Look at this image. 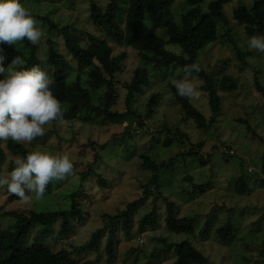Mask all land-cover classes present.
Returning <instances> with one entry per match:
<instances>
[{"label": "rangeland", "instance_id": "374dc122", "mask_svg": "<svg viewBox=\"0 0 264 264\" xmlns=\"http://www.w3.org/2000/svg\"><path fill=\"white\" fill-rule=\"evenodd\" d=\"M94 1L104 6L109 0ZM210 1L204 0L199 5L202 11H206ZM254 1L232 0L224 4L227 23H219L217 39L197 54V63L217 85L223 76H228L236 85L231 91L217 89L221 110L214 117H211L207 96L200 89L202 80L197 74L186 73L173 65L154 70L151 64H144L131 47L116 44L113 45V52L124 51L125 58L121 71L114 76L117 99L112 110L125 111V84L130 81L135 69L145 66L148 71V84L133 94L130 103L136 119L125 117L111 123L104 115L95 113L78 120L58 118L43 126V136L34 138L30 143L19 142L29 152L67 154L73 163L72 173L63 180H52L51 191L40 199H36L33 193H26L23 200H8L10 193L6 186H0L2 209L23 214L30 210L60 211L71 208L75 202L84 214V219H70L67 234L61 232L62 218L48 226L34 225L24 238L25 245L41 242L53 251L67 249L78 261L90 260L93 264H172L174 248L165 251L160 241L164 238L166 242H190L207 258L205 264H264V53L248 48L247 42L252 36L245 34L243 26L234 20L232 14L235 7H250ZM20 2L29 11L47 16L58 26L72 24L78 29L77 35L83 38L85 32H97L90 22L89 0ZM187 8L185 0H174L170 10L177 24ZM37 24L41 31V38L36 43L38 57L46 59L48 39H51L55 49L71 62L67 70L68 81L79 75L85 84V75L76 70V62L65 50L61 35L49 31L45 23L37 21ZM144 24L149 25L147 17ZM161 31L157 30L158 33ZM12 45L16 52L5 54L0 50V63L5 69L15 67L19 70V66H13L11 62L16 56L24 61L22 55L25 56V52L20 41ZM165 48L181 54L176 44L166 43ZM48 68L47 65L44 67L45 70ZM181 79L190 81L199 91L198 98L188 99L204 114L205 128L199 129L190 119L182 120V111L170 89V85ZM101 93L97 92L95 102H98ZM152 93H158V101L152 111L147 112ZM138 120L143 122L142 126L137 124ZM176 128L184 137L179 138ZM166 137L172 138L169 146L162 145ZM102 144L106 146L102 148ZM2 147L6 152L2 177H7L11 171L10 162L14 163L20 156L9 153L5 142ZM225 149L233 152L228 154ZM192 151L206 163L202 165L196 157L187 154ZM139 154H145L156 162L180 154L173 167L157 172L159 190H154L153 195H143L142 184L151 171L141 165ZM89 167L96 175L87 176L80 186V173ZM241 174H244L248 189L239 194L234 187ZM98 177L105 180L104 185H100ZM137 199L141 200L133 214L134 236L126 239L116 225L119 243L111 261H107L104 249L107 230L100 238L97 252H79V245L84 244L91 233L107 220L106 214L113 215ZM167 201L174 203L176 216L194 218L192 233H175L166 229L164 215ZM155 207L158 226L139 233L138 220ZM206 220L211 223L210 230L206 237H201L199 231ZM14 223L15 219L9 215L0 217L2 229H12ZM226 223L233 227V233L228 242H221L216 230ZM156 247L159 250L153 257L151 253Z\"/></svg>", "mask_w": 264, "mask_h": 264}, {"label": "trees", "instance_id": "16d2710c", "mask_svg": "<svg viewBox=\"0 0 264 264\" xmlns=\"http://www.w3.org/2000/svg\"><path fill=\"white\" fill-rule=\"evenodd\" d=\"M45 1L63 3L70 0ZM203 1L185 0L189 8L181 14L180 22L177 24L170 10L174 0H126V2L109 0L104 6L99 5L94 0H89V18L97 32L95 34L85 32V38L77 35L78 29L72 24L58 26L47 16L30 11L36 21L45 23L49 31H56L61 35L65 50L76 62V70L82 71L85 75V84L81 82L79 75L73 81H68L67 70L71 62L65 59L62 52L55 49L51 39H48L46 59L38 57L36 44L33 45L26 39L21 40L20 43L25 52V56L22 55V57L26 63L19 68L38 66L54 81L51 91L61 103L63 111L61 119H85L90 114L95 113L104 115L109 122L114 123L125 117L135 118L134 111L130 106L133 94L140 92L143 86L149 82L146 67H137L130 81L125 84L127 91L125 111L112 110V105L117 99L114 76L121 71L125 58L124 51L113 52V45L129 46L144 64H151L152 68L157 71L171 65L184 71L185 66L196 64L200 71L193 73L202 80L200 89L206 94L211 117H214L221 110V99L217 89L231 91L235 89L236 85L228 76H223L217 85L215 80L197 63L196 57L200 50L217 39L219 23H227L223 6L232 0H211L207 4L206 11H202L199 6ZM232 14L234 20L243 26L247 36L264 35V0H255L250 7L239 5L234 8ZM145 17L149 20L148 26L144 24ZM158 29L162 30L161 33L157 32ZM166 43L178 45L181 54L166 49ZM0 50L4 51L5 54L16 52L13 45L6 42H0ZM46 65L49 67L47 70L44 69ZM170 89L175 103L180 106L182 111V120L190 119L199 129L205 128L207 122L204 114L193 106L187 97L179 96L175 85H170ZM98 91L102 93L98 95V102H95L94 99H97L95 97ZM158 97V93L150 94L147 112L152 111ZM137 124L142 126L143 122L138 120ZM176 133L179 138L184 137L177 128ZM3 142H5L8 152L14 156L23 157L29 153L19 142H14L11 139ZM3 142H0V177H2V166L6 162V152L2 147ZM171 143L172 138L166 137L162 145L169 146ZM105 146L106 144L101 145L102 148ZM187 154L196 157L202 165L206 163L201 156L193 151ZM179 156L180 154H176L167 160L156 162L145 154H139L141 165L151 171V175L142 184L144 196L153 195L154 190L156 192L159 190L157 172L173 167L174 160ZM9 166L12 169L14 163L10 162ZM262 167L264 168V165ZM89 175H96L91 167L80 173V186ZM186 178L189 179L190 177ZM98 181L100 185L105 184V180L101 177H98ZM51 187L52 183L50 182L46 186L44 194L49 193ZM247 189L248 183L244 174H241L235 183L234 190L236 193L242 194ZM77 192L73 193V196ZM7 198L8 200L19 199L11 193ZM140 200L131 201L124 209L113 215L106 214L107 220L91 233L84 244L79 245V252L86 250L97 252L100 238L107 230L104 249L107 261H111L115 256L116 244L119 243V240L116 239L117 226L119 225L126 239H132L134 236L132 233L133 214L136 212ZM2 215L13 217L15 223L12 229H2L0 225V264H93L90 260L78 261L71 256V251L67 249L53 251L41 242L28 245L23 243L24 238L34 225L48 226L60 218L63 221L61 232L69 233L67 230L71 226L70 219L72 220L74 217L84 219L82 210L76 206L75 202L69 209L49 212L30 210L27 214L5 211L0 205V217ZM193 220L194 218L190 216H176L174 203L166 202L164 225L167 230L175 233H192ZM157 226L158 212L156 207L141 217L137 223L139 233L146 231L147 228H156ZM210 226V221L206 220L199 231L201 237L208 235ZM216 233L221 242H228L232 236L233 227L226 223L219 226ZM160 241L163 242L165 251L174 248L175 259L172 264L207 263V258L186 240L173 243L166 242L164 238H161ZM136 250L133 249L132 251ZM158 250L159 247L154 248L151 256L155 257Z\"/></svg>", "mask_w": 264, "mask_h": 264}, {"label": "clouds", "instance_id": "9594fccd", "mask_svg": "<svg viewBox=\"0 0 264 264\" xmlns=\"http://www.w3.org/2000/svg\"><path fill=\"white\" fill-rule=\"evenodd\" d=\"M41 38L37 21L20 0H0V42L15 44L26 39L35 45ZM249 49L264 53V35L252 36L247 42ZM2 60V58H0ZM24 61L16 56L11 65L22 66ZM184 71L199 72L196 64L185 66ZM54 81L38 66L5 69L0 63V142H31L44 135V125L61 118L60 101L53 95ZM181 97L196 99L198 89L188 80L175 82ZM73 163L67 154L52 155L33 151L16 158L7 177H0V186L21 200L26 193H34L40 199L52 180L70 176Z\"/></svg>", "mask_w": 264, "mask_h": 264}, {"label": "built area", "instance_id": "2783aa9c", "mask_svg": "<svg viewBox=\"0 0 264 264\" xmlns=\"http://www.w3.org/2000/svg\"><path fill=\"white\" fill-rule=\"evenodd\" d=\"M225 152L229 154L232 153L233 151L231 149H225Z\"/></svg>", "mask_w": 264, "mask_h": 264}]
</instances>
